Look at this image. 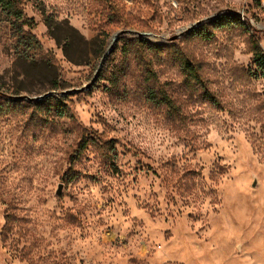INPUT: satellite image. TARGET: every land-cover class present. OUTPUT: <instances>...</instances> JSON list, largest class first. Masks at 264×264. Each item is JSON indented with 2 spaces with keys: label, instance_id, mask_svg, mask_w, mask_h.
Segmentation results:
<instances>
[{
  "label": "rangeland",
  "instance_id": "374dc122",
  "mask_svg": "<svg viewBox=\"0 0 264 264\" xmlns=\"http://www.w3.org/2000/svg\"><path fill=\"white\" fill-rule=\"evenodd\" d=\"M23 2L44 59L0 17V264H264V81L214 25L264 50V0Z\"/></svg>",
  "mask_w": 264,
  "mask_h": 264
},
{
  "label": "trees",
  "instance_id": "16d2710c",
  "mask_svg": "<svg viewBox=\"0 0 264 264\" xmlns=\"http://www.w3.org/2000/svg\"><path fill=\"white\" fill-rule=\"evenodd\" d=\"M0 17L2 18V22L9 26L13 36L19 40V45L22 49L21 52H18L20 58L31 63H38L39 60L43 61L44 58L39 57L42 54V46L40 42L31 34V32L26 31L27 29L32 30L35 27V23L33 20L26 18L23 0H0ZM54 24L52 18L47 19L48 33L58 45L64 44V52L68 58L67 49L72 44L73 38L70 35H67L62 39L59 34V29L56 26L57 24ZM214 25L219 29L229 26L247 27V30L252 33L251 53L253 56V64L259 78L264 81V50L261 46L260 38L253 29L248 25L243 24L241 17L237 14L223 16L217 19L214 22ZM205 36H209V34ZM179 63L187 80L203 84V80L200 77L198 70L188 60L180 58ZM150 74L154 77V74L151 71ZM206 96L216 103L210 93L207 92ZM148 98L153 104H166L173 108L172 101L165 94H163L162 97H159L154 91H150ZM66 112V108L62 103L57 104V113L59 114V117H64Z\"/></svg>",
  "mask_w": 264,
  "mask_h": 264
},
{
  "label": "water",
  "instance_id": "95a60500",
  "mask_svg": "<svg viewBox=\"0 0 264 264\" xmlns=\"http://www.w3.org/2000/svg\"><path fill=\"white\" fill-rule=\"evenodd\" d=\"M200 25H201V23L197 24L196 26H200ZM194 28H195V27L190 28L187 32H191ZM122 34H126V33H122ZM118 38H119V36H116V37L114 38L113 44H112V46L110 47L109 52H111V51L113 50L114 45L118 42ZM175 39H176V38H175ZM175 39H174V40H175ZM109 52H108V53H109ZM105 57H106V56H105ZM104 59H105V58H104ZM45 97H46V96H45ZM45 97H42V98H40V99H44ZM16 99L24 100V99H29V98H27V97H16ZM29 100L36 101V100H39V99H29Z\"/></svg>",
  "mask_w": 264,
  "mask_h": 264
}]
</instances>
